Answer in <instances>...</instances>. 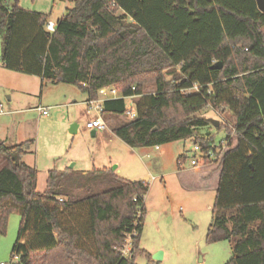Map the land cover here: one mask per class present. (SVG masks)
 I'll list each match as a JSON object with an SVG mask.
<instances>
[{
  "label": "trees",
  "instance_id": "obj_1",
  "mask_svg": "<svg viewBox=\"0 0 264 264\" xmlns=\"http://www.w3.org/2000/svg\"><path fill=\"white\" fill-rule=\"evenodd\" d=\"M20 1L0 0L2 67L39 77L42 88L67 84L97 99L114 87L133 98L134 120L121 121L125 99L105 101L102 113L130 148L192 139L208 155L214 135L202 131L216 127L200 113L233 115L232 127L221 120L217 127H226L229 145L206 242L230 243L226 264H264V13L256 0H67L72 6L53 34L49 16ZM194 85L200 93L183 92ZM35 145L0 143V235L11 214L21 217L12 257L19 264L151 262L142 248L150 185L111 169L51 170L40 193L38 170L24 162ZM212 163L203 157L202 165Z\"/></svg>",
  "mask_w": 264,
  "mask_h": 264
},
{
  "label": "rangeland",
  "instance_id": "obj_2",
  "mask_svg": "<svg viewBox=\"0 0 264 264\" xmlns=\"http://www.w3.org/2000/svg\"><path fill=\"white\" fill-rule=\"evenodd\" d=\"M71 6L67 0L20 1L21 8L45 14L49 16V22L55 24L63 18ZM4 52V40L0 37V104L6 113L0 116V140H6L9 146L32 139L36 141V155H30L26 158V162L28 164H33L34 161L39 162L41 173L38 187L41 192L46 188L44 176H46L45 168L51 164L50 161L53 159V157L50 159V156L57 154L54 161L66 155L68 149L71 148L73 138H75V135L71 133V126L67 128L63 121L67 112H70L72 117L77 116V113H83V119L79 124L80 133L75 141V146L85 143L88 145L89 141L95 140L91 137V131L86 128L87 122L92 119L94 114L86 112L85 116L87 108L82 103L72 110L67 108L71 102L68 98L79 95L83 98L78 87L67 84H46L42 88L39 77L21 74L2 67ZM125 102L127 105L131 103L128 99ZM40 105L50 106L49 118L40 117L36 111ZM200 117L209 121L221 120L228 127H232L235 120L229 111L219 112L218 115L210 108L202 111ZM121 121H128V119L123 117ZM207 132L214 135L216 145H220L227 137L226 127L207 128L202 131L203 134ZM233 145H235V140ZM195 147L194 141L188 139L164 145L160 151L151 148L148 152L152 158H145L144 163L141 161L139 164L134 163L128 166V169L133 167L132 171L137 173L136 177L138 176L134 179L138 181L144 180L151 166L153 169L165 167V174H170V178H167L169 186L167 189H165L164 183L163 185L160 181H152L153 177L158 178L155 172L147 175L145 179L150 184L151 190L146 200L148 230L145 231L143 237L145 236L146 246L151 251L152 261L149 262L146 257H138L136 264H226L232 258L233 253L228 241L216 244L206 242L207 230L212 221L218 179L215 175L207 179L206 174L200 178L197 173L194 174L196 167L191 166L192 161L195 160L198 164L203 162V157ZM227 149L226 145L222 151ZM160 154L162 156L159 157ZM181 155L185 156V161L180 167L186 170L184 178L189 180V185L193 184V189L184 188L182 186L184 178H181L182 184H180L177 177L178 159ZM162 159L163 165L161 164ZM218 167L220 168V166ZM125 175L124 172L122 176L125 177ZM196 178L199 179L196 180ZM193 179H195L194 183ZM157 211H176V218L171 217L167 226H161L162 229L159 233L153 228V223L157 221ZM20 223L21 217L15 213L11 214L7 233L3 236L0 235V263L19 264V258L12 257V252L18 237ZM164 250L166 257L162 261L159 255Z\"/></svg>",
  "mask_w": 264,
  "mask_h": 264
},
{
  "label": "crops",
  "instance_id": "obj_3",
  "mask_svg": "<svg viewBox=\"0 0 264 264\" xmlns=\"http://www.w3.org/2000/svg\"><path fill=\"white\" fill-rule=\"evenodd\" d=\"M81 93L83 94V98H81L80 95H79L80 97L79 96H73V97L68 98L69 101H71V102H69V106L67 105L68 106L67 108L72 110L73 108H77L80 105V103H82V105H84L86 107L85 103L88 101L89 96L87 93H84L82 91H81ZM77 98H78V100H76ZM40 106L43 107L42 105H40ZM49 107H46V108H49ZM86 110H85V116L87 113H89ZM49 115H50V112H49ZM49 115L46 116L45 118H49ZM66 115L67 116L63 120L64 124L66 125L67 128L71 126V133L75 135V138H73V140H72L73 143L71 145V148L68 149L66 155H64V156H62V157H60L54 161H53V159H54V157H56L57 154L50 156V159H52V157H53V159L50 161L51 164L45 168V175L46 176H44V177L46 180H47V175L51 170L65 171V170L70 169V170L78 171V172H81L84 174H88V173L93 172L94 170L111 169L117 175H119L121 177H123L122 175L125 172L126 175L123 178H125L129 181H132V182L138 181V180H135L138 177V176L137 177L135 176V174H137V173L132 171L133 167L128 169V166L131 164H134V163L139 164L141 161L144 163L145 158L146 159L152 158L148 152V150L151 148L133 149V148H130L129 146H127L120 138H118L114 134V132L112 130L113 126L116 124V120H114V119H110V120L106 121L108 123V125H107L108 128L106 131H104V132L91 131V137L95 139L94 141H89L88 145H86V143H85L84 145L78 144V146H75V141L79 137V133H80V125L79 124L81 123V121L83 119V113L82 112H81V114L77 113V116L72 117L71 113L67 112ZM40 117L42 118V116H40ZM94 117H95V115H93V117H91V118H94ZM50 121H53V120H50ZM92 133H95V135H92ZM1 142L6 143V140H0V143ZM17 144H13V145H17ZM158 147H159L158 149H156V147H154V148H155V150L160 151V149L163 146H158ZM30 155H32V156L36 155V145H35V148L33 149V151L24 158V162L29 166L35 167L38 170L39 176H40L41 172L39 169V165H40L39 162L34 161L33 164H28L26 162V158H28ZM160 156H162V155L160 154L159 157ZM181 156H183V155H181ZM184 161H185V159H183L180 163H178L179 168H178L177 177L180 181V184H182L181 178H184L185 174H186V170L184 168L180 167ZM163 163L164 162L162 159L161 164L163 165ZM214 164H216V163H212L210 165L198 164L196 166H193L191 164V166L196 167V168H194L195 169L194 174L197 173L199 178L203 174H206L207 179H209L215 175L219 181V177H220V169L218 167L219 163H217L216 165H214ZM200 165H202V166H200ZM153 172L157 173L158 178L153 177L154 180L152 179V181L153 182L160 181L161 184L164 183L166 185L165 189H167L169 187L168 183H167V178L170 176V174H165V167H163L162 169H153L152 166L149 167V169L146 173V176L144 177V180H140V181L146 182L145 179L147 178V175H150ZM199 178H196V180H198ZM186 179L187 178H184V183L182 184V186L184 188H186L187 190L193 189V184L189 185V180H186ZM189 179H191V178H189ZM194 181H195V179H193V183H194ZM38 182H39V178H38ZM146 183H148V182H146ZM45 189L41 190V192H40L39 187H38V192L44 193ZM150 190H151V186H150L149 192L145 198L146 217H145V223H144L143 233H142V248L151 254V251L146 246V242L144 240L145 236L143 237L145 231L148 230V226L146 224V218L148 215L146 200L150 194ZM175 212L176 211H157V221L155 223H153V228L159 233L162 229L161 226H167L168 223L170 222L171 217L176 218ZM208 230H209V228H208ZM208 230H207V233H208ZM206 237H207V235H206ZM159 256H160V259L163 261L166 257V251L165 250L162 251L161 255H159Z\"/></svg>",
  "mask_w": 264,
  "mask_h": 264
},
{
  "label": "built area",
  "instance_id": "obj_4",
  "mask_svg": "<svg viewBox=\"0 0 264 264\" xmlns=\"http://www.w3.org/2000/svg\"><path fill=\"white\" fill-rule=\"evenodd\" d=\"M57 29V24L53 23V22H48L46 25V30L49 33H55ZM201 90V86L200 85H194L191 89L183 91L186 95H190L192 93H200ZM119 99H125V100H130L131 103L129 105H127V111H126V118L128 120H134L137 117V110H136V106L134 103V99L133 98H125L123 96V94L117 90L114 87H109V88H104L101 89L98 92V98L97 99H88V101L85 103L87 111L89 113H93L95 115L94 118H92L90 121L87 122L86 124V128L90 131H94V132H104L107 130L108 126L106 121L103 119L102 113H103V103L107 100H119ZM36 111L38 112V114L42 117H46L49 115L50 112V108H46V107H38L36 109ZM215 111V110H214ZM218 115H219V111H215ZM221 113V112H220ZM6 113L4 112L3 106L0 104V116L5 115ZM227 145L228 148V142L227 141H223L220 145H214L212 147V151L208 154V155H201L202 157H207L209 156V158L213 161V163H220L222 155L225 153V151H222V149H224ZM159 147H156V149H158ZM196 150L199 151V149L196 147ZM192 165L196 166L198 165V162L193 160L192 161ZM154 180V178H153ZM136 233H133L131 236H129L125 246L122 249V255L126 258L131 256V251H132V244H131V240L132 237L135 236ZM0 264H4V263H0Z\"/></svg>",
  "mask_w": 264,
  "mask_h": 264
},
{
  "label": "water",
  "instance_id": "obj_5",
  "mask_svg": "<svg viewBox=\"0 0 264 264\" xmlns=\"http://www.w3.org/2000/svg\"><path fill=\"white\" fill-rule=\"evenodd\" d=\"M257 5L259 10L264 13V0H256ZM223 68V66L221 64H215L213 69H218L221 70ZM210 123L214 126V127H219L220 122L217 120H210ZM92 135H95V133H92Z\"/></svg>",
  "mask_w": 264,
  "mask_h": 264
}]
</instances>
